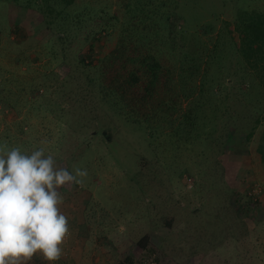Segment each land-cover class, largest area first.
<instances>
[{"label":"rangeland","instance_id":"1","mask_svg":"<svg viewBox=\"0 0 264 264\" xmlns=\"http://www.w3.org/2000/svg\"><path fill=\"white\" fill-rule=\"evenodd\" d=\"M179 2L181 9L194 6ZM27 4L0 0V148L28 154L44 148L58 166L88 171L83 186L60 189L71 236L55 264H120L127 258L133 264H264V112L256 128L248 118L264 108L258 88L252 87L253 98H243L238 88L248 85L236 67L230 69L222 102L247 118L228 124L219 113L204 143L162 135L160 112L148 133L134 117L149 109L140 106L127 117L122 107L100 101L86 76L97 78L100 69L92 66L120 45L127 26L122 7L172 6L169 0H77L64 19L70 25L62 40L55 38L64 34L58 21L47 31ZM202 6L199 24L214 23L218 30H234L239 9L264 13V0H202ZM80 10L83 21L72 12ZM101 18L107 29L93 31ZM162 102L172 105L166 97ZM188 105L177 101L166 117L178 124ZM211 112L199 114L209 120ZM229 125L238 128L232 138ZM146 236L148 246L141 249ZM28 264L48 262L34 258Z\"/></svg>","mask_w":264,"mask_h":264},{"label":"trees","instance_id":"2","mask_svg":"<svg viewBox=\"0 0 264 264\" xmlns=\"http://www.w3.org/2000/svg\"><path fill=\"white\" fill-rule=\"evenodd\" d=\"M26 1L29 5L27 8L36 9L41 14L47 31H54L56 26L53 24L58 21L57 25L64 34L55 38L62 40V37H66L67 29L64 26L70 24L64 19L68 17L69 10L77 0ZM184 1L185 4L187 2L194 6H184L181 9L179 0H169L172 6L122 7L127 26L123 30L124 37L120 45L117 44L110 55L92 66L100 69L97 78H86L97 90L100 101H106L113 107H122L127 117L140 110V106L149 109L143 117L137 114L134 117V121L139 123L144 131L152 133L155 121L160 119V112L165 115V120H161L166 121V126L159 129L162 135L179 140L201 139L204 143V137H210L215 132L212 126L219 113L223 118L226 117L228 124L237 122V116L238 120L247 118L244 112L238 114L227 103L222 102L228 98L227 95L222 100V83L231 77L230 69L233 66L236 67L235 73H242L240 82L248 85L245 89L238 88L241 96L251 97L256 92L252 87H257L259 92L256 96L263 99L261 89H264V13L239 9L234 30H218L214 23L199 24L201 15L198 11L199 8H204L202 0ZM33 2L35 6L32 5ZM72 12L75 19L83 21V11ZM100 20L93 21L92 29L94 31L99 28L103 33L108 22L104 18ZM181 21H184L182 27L179 26ZM196 25L197 29L193 30L191 27ZM17 29L18 26L11 28L9 35H13ZM89 37L85 38V43L89 41ZM62 54V60L65 61V51ZM79 66L89 67L85 61H79ZM216 85H221L219 92L214 89ZM162 97L169 99L172 105L165 106ZM215 99L221 103L215 104ZM177 101H185L189 105L182 111V115L178 114L181 121L174 124L166 115L170 116V111L176 108ZM209 109L212 111V119L200 117L201 110L206 117L205 113ZM259 109H262V112ZM263 112L264 108H258L257 111L249 113L248 118L254 128L261 124L260 115ZM170 121L173 125L168 126ZM228 129V135L232 138L238 128L237 125H229ZM259 151L264 160L263 149ZM148 243L147 236L139 241L141 249H146ZM132 262L131 258H127L120 264H133Z\"/></svg>","mask_w":264,"mask_h":264},{"label":"clouds","instance_id":"3","mask_svg":"<svg viewBox=\"0 0 264 264\" xmlns=\"http://www.w3.org/2000/svg\"><path fill=\"white\" fill-rule=\"evenodd\" d=\"M5 149L0 148V264H28L34 258L55 264L71 236L60 210V189L83 186L88 171L58 166L44 148L30 154L19 147Z\"/></svg>","mask_w":264,"mask_h":264}]
</instances>
